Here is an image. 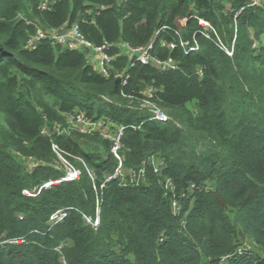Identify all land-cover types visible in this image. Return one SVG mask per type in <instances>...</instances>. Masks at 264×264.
<instances>
[{
	"label": "trees",
	"instance_id": "obj_1",
	"mask_svg": "<svg viewBox=\"0 0 264 264\" xmlns=\"http://www.w3.org/2000/svg\"><path fill=\"white\" fill-rule=\"evenodd\" d=\"M73 24L113 46L125 86L96 74L83 53L27 45L35 26ZM262 35L264 5L250 0H0V264H264ZM119 43H152L153 58L179 69L129 67L135 57ZM147 88L171 120L128 107ZM74 111L123 125V167H144V180L110 179L100 194L117 167L107 140L42 134ZM52 145L78 180L53 183L64 173ZM59 210L64 219L50 223ZM239 237L258 250H240Z\"/></svg>",
	"mask_w": 264,
	"mask_h": 264
},
{
	"label": "built area",
	"instance_id": "obj_2",
	"mask_svg": "<svg viewBox=\"0 0 264 264\" xmlns=\"http://www.w3.org/2000/svg\"><path fill=\"white\" fill-rule=\"evenodd\" d=\"M126 1V0H119ZM43 40L50 41L52 46H59L61 48H67L71 50H88L90 51V59L92 60V67L93 70L104 76L108 77L110 75L109 69L111 66V63L113 61V57L109 56L107 53V50L110 48L111 45L103 44L101 46H94L90 42H88L83 34L80 31V28L77 24H73L70 27H62L57 30H43L38 26H35V33L31 36H29L27 40L28 47H34L38 43H40ZM118 48L121 49V51H124L127 46L119 43L116 44ZM181 46L184 45L181 43ZM173 45H169V49H173ZM151 49H152V43H149L148 46L137 48V49H131L129 50L132 55L135 56V63H132V67H134L136 64L148 66L151 65L155 67L159 72H168V71H176L179 69V66L176 62H174L172 59L168 58L166 60H158L153 58L151 55ZM115 79H119L122 86H125L127 84V77L124 76V74H117L115 76ZM155 91L151 88H147L144 93V99L140 100L142 103V107L147 108L149 113H151L152 118L151 120L157 121V122H167L171 120L164 111H162L160 108L154 104L151 99H153ZM130 98V97H128ZM131 99V98H130ZM63 118L67 120L68 122L76 125L78 127V131L80 134H98L102 139L107 140L109 143V152L110 154L116 159L117 161V167L114 170V173L109 176V179L103 181L101 185H99V191L100 194H102V191L104 189V186L107 181L110 179H116L118 178L120 180V183H124L122 181V170H123V158L119 155L120 149H121V137L125 131V127L123 125H116L110 121V119H98V121L93 122L92 120L88 119L84 113L80 111H74L71 114H63ZM105 126H111V131L109 133H106L103 131ZM135 128V127H133ZM52 151L57 156V158L60 160V162L64 165L65 169V175L62 180L53 182V183H60L62 181H76L81 176V170L76 169L73 164H70L66 160L63 159L60 152L58 151V147L56 145H52ZM33 161V160H32ZM34 165L31 166L30 170L36 165V162L33 161ZM86 170V173L88 177L94 181L92 172L86 167L83 166ZM160 168L153 167V172L156 174L158 173ZM145 177V168L141 167L138 173H135L132 171V182L137 181H143ZM50 184L45 185V187H48ZM176 205L172 203V211L175 213ZM99 212V210H97ZM65 213L63 210H59L52 214L49 218L50 223H57L62 221L65 217ZM84 221L86 224L91 225L93 228H97L99 225V218L96 217L95 219H92L87 216H83Z\"/></svg>",
	"mask_w": 264,
	"mask_h": 264
},
{
	"label": "rangeland",
	"instance_id": "obj_3",
	"mask_svg": "<svg viewBox=\"0 0 264 264\" xmlns=\"http://www.w3.org/2000/svg\"><path fill=\"white\" fill-rule=\"evenodd\" d=\"M256 4H259V5H264V0H250ZM260 40L262 43H264V35H262L260 37ZM255 47V46H254ZM257 47V45H256ZM89 65L92 66V62H88ZM50 105L53 106V103L51 101H48ZM128 107H131L132 109L136 110V109H144V110H148L147 108H144L142 107V103L141 101L138 102V101H132L130 100L128 103H127ZM187 109L189 111H191L192 113L193 112H197V106L192 102L190 104L187 105ZM149 112V111H148ZM62 121L59 122V123H51V124H46L45 126V129L42 131V134L43 135H47V136H51L53 133H57V134H62V135H65V136H72L76 133H79L78 131V127L70 122H68L67 120H65L63 118V115H62ZM104 132L106 133H109L111 131V126H105L104 129H103ZM96 152L95 154L99 153V154H102V147L101 145H99V143L96 144ZM98 155V154H97ZM103 156V154H102ZM19 160L24 164V166L27 168V169H30L31 166H33L34 164V160H24L22 158H19ZM153 163L154 162V166L156 167L157 165H160L162 163L161 161V158L159 157H154V160L150 159L148 161V163ZM78 163V161H77ZM76 164H73V166L77 168V166H75ZM150 165V164H149ZM56 166L57 167H60L59 169L64 173L65 175V169H64V165L60 162V160L58 159V163H56ZM84 168V167H83ZM122 181L124 182H128L130 181L131 182V179H132V172L127 169V168H124L123 167V170H122ZM175 205H176V210L175 212L177 211L178 209V203L177 202H173ZM240 241H239V247H240V250L242 251H257L258 249L253 245V243L251 242V240H249L247 237H239L238 238Z\"/></svg>",
	"mask_w": 264,
	"mask_h": 264
},
{
	"label": "bare ground",
	"instance_id": "obj_4",
	"mask_svg": "<svg viewBox=\"0 0 264 264\" xmlns=\"http://www.w3.org/2000/svg\"><path fill=\"white\" fill-rule=\"evenodd\" d=\"M86 39V38H85ZM87 40V39H86ZM88 41V40H87ZM88 42H90V41H88ZM91 43V42H90ZM91 44H93V43H91ZM103 44H108V45H111V44H109V43H107V42H103L101 45H103ZM94 45V44H93ZM101 45H99V46H101ZM94 46H96V45H94ZM111 47H113L112 45L110 46V48L107 50V53H108V55L109 56H111V57H113V61H112V63H111V66H110V69H109V72H110V75L108 76V77H105V78H109V77H113V79H115V76L117 75V74H123V73H119V72H117L116 70H114V62H115V57L113 56V55H111V54H109V51H110V49H111ZM139 48H142V47H139ZM63 49H66V50H69V51H75V52H79V53H83L84 55H85V60H86V63H87V65H89L88 64V62H90V61H92L91 59H90V51H88V50H71V49H67V48H63ZM126 49H129V50H131V49H137V48H129V47H127ZM128 50V51H129ZM129 57H130V59H132L133 57H135L134 55H132L131 53H130V51H129ZM133 63V62H132ZM132 63L129 65V67H132ZM135 63V62H134ZM133 63V64H134ZM90 67H91V69L93 70V67L91 66V65H89ZM94 71V70H93ZM95 72V71H94ZM96 73V72H95ZM96 74H98V73H96ZM98 75H100V74H98ZM100 76H102V75H100ZM102 77H104V76H102ZM123 136V135H122ZM121 139H122V137H121ZM120 143H121V140H120ZM131 171V170H130ZM132 172V171H131ZM117 180H119L118 178H116ZM120 181V180H119Z\"/></svg>",
	"mask_w": 264,
	"mask_h": 264
}]
</instances>
